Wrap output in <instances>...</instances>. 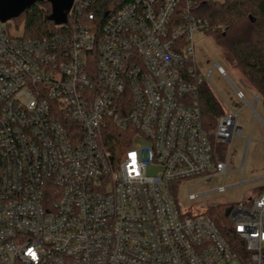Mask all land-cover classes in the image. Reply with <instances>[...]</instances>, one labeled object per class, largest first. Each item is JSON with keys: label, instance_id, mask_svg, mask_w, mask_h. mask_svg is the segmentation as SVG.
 <instances>
[{"label": "built area", "instance_id": "obj_1", "mask_svg": "<svg viewBox=\"0 0 264 264\" xmlns=\"http://www.w3.org/2000/svg\"><path fill=\"white\" fill-rule=\"evenodd\" d=\"M196 2L129 0L97 28L93 0H73L56 25L66 28L39 38L0 22V264H264V189L227 206L232 242L170 191L223 178L242 133L228 103L214 128L202 125L191 36L207 24ZM110 126L129 132L114 162Z\"/></svg>", "mask_w": 264, "mask_h": 264}, {"label": "rangeland", "instance_id": "obj_2", "mask_svg": "<svg viewBox=\"0 0 264 264\" xmlns=\"http://www.w3.org/2000/svg\"><path fill=\"white\" fill-rule=\"evenodd\" d=\"M3 26L15 36H21L23 32V23L17 24L13 19L4 22ZM191 37L198 79L203 81L220 109H225L228 103L238 110L237 124L242 128L240 137L231 140L228 171L223 178L214 175L208 179L207 175H201L170 183V191L180 209L198 213L219 205L245 201L264 189V105L259 99L254 112L247 105L257 93L236 68L224 61L211 31L196 30ZM217 67L224 71L225 76L219 73ZM236 90L242 93L244 99L236 97ZM134 141L146 144L140 135L135 136ZM225 148L228 149L229 144ZM159 170L157 164L146 166L147 175H155ZM220 186L224 187L223 191H217ZM188 194H197L198 197L189 200ZM229 264L252 263L235 259Z\"/></svg>", "mask_w": 264, "mask_h": 264}, {"label": "trees", "instance_id": "obj_3", "mask_svg": "<svg viewBox=\"0 0 264 264\" xmlns=\"http://www.w3.org/2000/svg\"><path fill=\"white\" fill-rule=\"evenodd\" d=\"M128 1L93 0L87 10L94 14L95 25L100 28L110 13ZM196 5L195 14L206 22L205 30L213 33L224 61L240 72L264 105V0H224L222 3L197 0ZM50 12L47 0H37L13 20L17 24L23 23L21 36L24 38L61 33L67 24L63 27L54 25L47 20ZM198 101L202 125L206 130H211L222 110L204 84L198 88ZM128 137L127 130L113 126L104 132V144L112 162L119 159L130 146L126 139ZM227 206L219 205L204 212L214 220L224 237L232 242L234 235L224 213ZM241 260L248 261L246 256Z\"/></svg>", "mask_w": 264, "mask_h": 264}, {"label": "water", "instance_id": "obj_4", "mask_svg": "<svg viewBox=\"0 0 264 264\" xmlns=\"http://www.w3.org/2000/svg\"><path fill=\"white\" fill-rule=\"evenodd\" d=\"M37 0H0V22H6L18 17L24 10L30 7ZM40 1V0H39ZM51 7V12L47 20L54 25L64 24L73 0H47ZM229 209L225 210V215Z\"/></svg>", "mask_w": 264, "mask_h": 264}, {"label": "snow or ice", "instance_id": "obj_5", "mask_svg": "<svg viewBox=\"0 0 264 264\" xmlns=\"http://www.w3.org/2000/svg\"><path fill=\"white\" fill-rule=\"evenodd\" d=\"M132 155H133V158H134V154H132ZM29 255H32L33 258H35V255H34V253L31 250H29Z\"/></svg>", "mask_w": 264, "mask_h": 264}]
</instances>
